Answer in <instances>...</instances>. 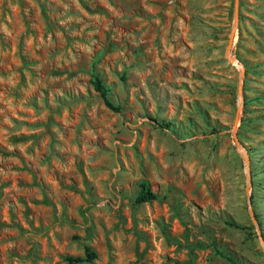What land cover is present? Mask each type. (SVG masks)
Masks as SVG:
<instances>
[{"label":"rangeland","instance_id":"1","mask_svg":"<svg viewBox=\"0 0 264 264\" xmlns=\"http://www.w3.org/2000/svg\"><path fill=\"white\" fill-rule=\"evenodd\" d=\"M85 246L264 264V0H0V264Z\"/></svg>","mask_w":264,"mask_h":264},{"label":"trees","instance_id":"2","mask_svg":"<svg viewBox=\"0 0 264 264\" xmlns=\"http://www.w3.org/2000/svg\"><path fill=\"white\" fill-rule=\"evenodd\" d=\"M96 90L101 94V96L104 98L107 106L112 108L113 110H117L114 105L108 100L107 96V90L104 87L103 83L100 81V79L96 78L94 82ZM158 195L152 190L150 184L148 182H142L140 185V192L136 199L137 204H143V203H150L153 201L158 200ZM252 198V197H251ZM97 258L96 252H94L91 247L85 246V257H67L66 261L68 264H82V263H90L93 262ZM227 260L231 264H236L233 259L230 257H227Z\"/></svg>","mask_w":264,"mask_h":264},{"label":"water","instance_id":"3","mask_svg":"<svg viewBox=\"0 0 264 264\" xmlns=\"http://www.w3.org/2000/svg\"><path fill=\"white\" fill-rule=\"evenodd\" d=\"M235 33H236V28H234L233 31H232L231 38H230V41H229V47H228V56H229L230 61L233 64H235L236 62H238L237 58L230 56V52H231V49L233 47V43H234V39H235ZM242 74L244 75V71L243 70H242ZM242 83H243V81H242ZM238 122H239V119L236 120L235 133L237 131ZM235 140H236V143L238 144V146L241 148V144H240L237 136H236V139ZM247 169H248V176H249V182H250V166H249V164H247ZM247 194L249 195V197H251V195H250V186L247 187ZM252 215H253V213H252ZM253 220L256 221V217L254 215H253Z\"/></svg>","mask_w":264,"mask_h":264},{"label":"bare ground","instance_id":"4","mask_svg":"<svg viewBox=\"0 0 264 264\" xmlns=\"http://www.w3.org/2000/svg\"><path fill=\"white\" fill-rule=\"evenodd\" d=\"M237 65H238V63H237ZM240 67V66H239Z\"/></svg>","mask_w":264,"mask_h":264}]
</instances>
